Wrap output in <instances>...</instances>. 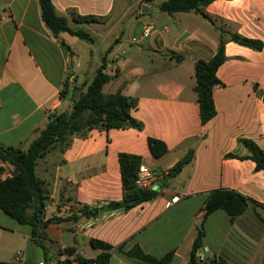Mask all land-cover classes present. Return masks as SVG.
<instances>
[{"label":"crops","instance_id":"1","mask_svg":"<svg viewBox=\"0 0 264 264\" xmlns=\"http://www.w3.org/2000/svg\"><path fill=\"white\" fill-rule=\"evenodd\" d=\"M163 2L52 0L72 28L93 37L90 44L67 33L54 37L40 0H0V149L26 150L50 115L71 112L78 98L73 90L85 92L103 63L113 77L103 92L136 98L131 113L143 124L141 131L94 128L39 158L35 175L46 197L39 235L0 210V263L77 264V255L95 259L103 252L92 246L98 241L112 247L110 264H150L128 255L135 245L158 259L173 253L170 264H189L203 225L202 246L217 257L208 264H264V208L249 204L233 221L224 210L205 219L217 190L264 204V170L257 172L251 160L226 158L249 154L241 139L264 150V103L257 94L264 93V50L229 40L237 33L264 43V0H217L203 15L173 16L159 10ZM73 14L101 22L75 23ZM221 39L227 59L217 71L222 85L213 92L217 114L203 124L195 65L212 59ZM149 139L167 152L154 157ZM191 151L193 160L167 177ZM121 154L141 157L140 171L157 175L152 189L158 195L129 211H109L110 203L123 200ZM16 172L0 159V182ZM85 207L102 210L86 218ZM54 218L62 220L49 222Z\"/></svg>","mask_w":264,"mask_h":264},{"label":"trees","instance_id":"2","mask_svg":"<svg viewBox=\"0 0 264 264\" xmlns=\"http://www.w3.org/2000/svg\"><path fill=\"white\" fill-rule=\"evenodd\" d=\"M215 1L217 0H166L159 5V10L170 16L192 11L203 15L204 10ZM40 8L42 20L54 37L58 38L61 33H67L81 41L90 44L94 43L93 37L88 32L83 29L72 28L67 18L57 14L52 0H40ZM72 20L79 24L101 22V19L97 17L77 14H73ZM229 40L256 52L264 50L263 41L250 39L237 33L230 34ZM225 45L226 41L221 39L215 56L209 61L200 60L195 65L197 80L195 90L198 94L200 117L203 124H207L217 114L213 92L216 86L222 85L217 77V71L227 59ZM173 58L176 61H182L183 59L180 56ZM105 70L106 64L103 63L92 82L87 85L86 91L81 92L74 101L70 113L50 115V121L46 128L39 133L38 137L30 143L26 150L0 149V159L8 161L17 170L13 177L0 182V210L19 223L30 225L33 228L34 237L39 235L40 218L45 208L46 199L42 184L35 175V167L39 158L56 145L69 146L73 136H85L94 128L104 131L128 128L141 131L143 129V124L137 121L131 113L132 109L137 105L136 98L126 97L120 91L115 94H105L103 92L104 86L113 80V77L108 75ZM68 90L67 79L61 92L62 98L65 97ZM257 94L264 103V93L258 91ZM240 144L248 150L249 154L242 157L228 154L226 158L251 160L255 163L257 172L263 171L264 150L251 140L241 139ZM149 147L156 158L167 152L166 145L158 140L149 139ZM193 157L194 152L191 151L182 161L169 170L167 177L174 178L180 174L184 166L193 160ZM141 163V157L136 155L121 154L119 156L123 200L110 203L106 207L107 210L129 211L157 197V190H146L136 186ZM249 204L264 208V204H260L236 191H214L211 193L206 205L205 219L216 210H224L233 221L247 211ZM31 210L32 213H30ZM100 210L102 209L85 207L81 213L83 217L89 218L97 216ZM61 220L54 218L49 222ZM203 236L204 228L202 225L193 244L189 264H200L197 261V251L202 246ZM92 246L103 252L95 259H85L77 255L74 258V262L77 264H110L112 247L98 241H92ZM68 251L75 254L73 249ZM128 255L150 264H170L173 258V253H169L160 259L152 257L147 255L138 245L133 246L128 251Z\"/></svg>","mask_w":264,"mask_h":264},{"label":"built area","instance_id":"3","mask_svg":"<svg viewBox=\"0 0 264 264\" xmlns=\"http://www.w3.org/2000/svg\"><path fill=\"white\" fill-rule=\"evenodd\" d=\"M149 35V29L145 30V36ZM157 179V175L152 173L151 171L147 169H142L139 171L138 178L136 180V186L141 189H148L153 188V186L156 184L155 181ZM178 198L173 199L174 201H177ZM20 255L17 256L16 260L19 261ZM217 257L215 255H212L211 250L207 246H201L197 251V261L200 264H208V263H214L217 261Z\"/></svg>","mask_w":264,"mask_h":264},{"label":"rangeland","instance_id":"4","mask_svg":"<svg viewBox=\"0 0 264 264\" xmlns=\"http://www.w3.org/2000/svg\"><path fill=\"white\" fill-rule=\"evenodd\" d=\"M155 3H158V2H162V1H165V0H153ZM74 91V93H76V97H78L79 96V93H77V91L76 90H73Z\"/></svg>","mask_w":264,"mask_h":264},{"label":"water","instance_id":"5","mask_svg":"<svg viewBox=\"0 0 264 264\" xmlns=\"http://www.w3.org/2000/svg\"><path fill=\"white\" fill-rule=\"evenodd\" d=\"M158 189V188H155V190Z\"/></svg>","mask_w":264,"mask_h":264}]
</instances>
